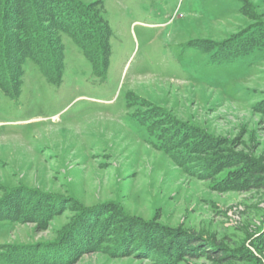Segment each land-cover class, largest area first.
Instances as JSON below:
<instances>
[{
    "label": "rangeland",
    "instance_id": "obj_1",
    "mask_svg": "<svg viewBox=\"0 0 264 264\" xmlns=\"http://www.w3.org/2000/svg\"><path fill=\"white\" fill-rule=\"evenodd\" d=\"M76 1L111 29L106 75L51 29L62 81L26 59L18 97L0 90V205L13 199L26 213L0 221V253L42 247V264H264V48L222 62L208 50L264 28V0ZM94 218L107 220L96 247H57ZM125 222L143 242L155 237L158 253H112Z\"/></svg>",
    "mask_w": 264,
    "mask_h": 264
},
{
    "label": "trees",
    "instance_id": "obj_2",
    "mask_svg": "<svg viewBox=\"0 0 264 264\" xmlns=\"http://www.w3.org/2000/svg\"><path fill=\"white\" fill-rule=\"evenodd\" d=\"M51 29L56 31L60 37L62 34L68 35L83 51L86 59L92 65L94 75L98 78L105 77L110 57L108 39L111 37V29L102 21L101 17L92 15L76 0H0V39H2L0 44V90L4 95L14 99L20 94L22 85L20 77L23 74V65L26 59H31L40 68L48 82L59 84L62 81L64 46L61 44V51L56 50L57 47L50 37ZM14 45L16 46L14 47ZM263 48L264 28L253 25L246 32L235 36L228 44L225 53H221V44L217 46L216 51L214 46L208 50L214 51L212 56L216 57V61L222 62ZM218 53L220 54L217 55ZM136 117L143 124L141 114ZM157 135L158 147L166 149L168 145L162 136V131H159ZM179 141L180 139L177 143H180ZM176 147L180 146L176 145ZM192 148L193 146L190 144L185 145L184 150L187 152L184 154L186 155ZM34 204L37 205V202ZM25 205L27 213L39 209L33 204L26 203ZM0 207V221L15 223L23 221L26 217V213L19 209L16 200L11 199L8 203L1 204ZM44 210L48 213L47 206H44ZM44 210L42 209V211ZM109 213L105 212L104 215ZM104 218L106 219V217ZM87 219L77 221V224L74 225L76 227L75 235L72 237L68 236L71 229L68 231L67 237L64 238L62 234L61 239L56 243L57 247L60 246L72 253L76 251L81 253L83 249L96 247L107 220L97 221L94 218L92 222L88 223ZM130 232L132 236H130ZM140 234L141 232L137 233L128 222L123 223L116 240L113 241L112 253L127 254L132 252L133 247L137 248V252L158 253L156 248L159 245L156 244V238L152 237L143 242ZM83 236L88 238V243L84 247L82 246L84 240L81 241ZM44 253V248L38 246L35 248L33 246H11L5 251H1L0 257L6 264H42Z\"/></svg>",
    "mask_w": 264,
    "mask_h": 264
}]
</instances>
